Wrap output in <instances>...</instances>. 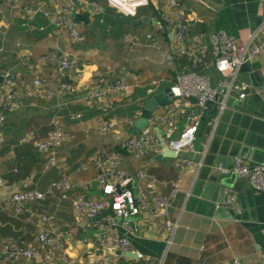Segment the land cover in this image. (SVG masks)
<instances>
[{"label": "crops", "instance_id": "obj_1", "mask_svg": "<svg viewBox=\"0 0 264 264\" xmlns=\"http://www.w3.org/2000/svg\"><path fill=\"white\" fill-rule=\"evenodd\" d=\"M10 1L0 0V86L6 71L12 72L21 89L30 85L34 78H42L44 83L34 95L20 98L21 103L7 112L6 121L0 129L3 133L0 177L10 187L9 191L0 186V246L5 241L13 240L17 245L34 244L39 253L35 258H23L19 262L0 253V264H66L65 256L74 264L91 262L101 254L98 235L94 228L84 230L87 221L76 212L74 200L78 195L89 199L102 198L101 188L96 181L98 168L94 158L101 153L109 154L122 140L139 132L141 129L136 123L148 100L167 87L174 88L176 73L191 68L192 59L187 55L173 62L168 61L167 53L175 49L177 43L169 27L162 34L158 31L159 20L165 15L174 16L175 11L181 9L192 12V16L184 20L190 33V43L201 36L209 47L199 72L216 86L220 76L215 68L213 35L223 30L244 41L247 31L262 28L263 37L264 0H176L178 7L173 9L170 7L171 0H150V4L140 8L135 17L123 16L115 8L105 6L106 0H96L104 6L101 11L88 7L74 14L82 24L85 39L81 42L73 40L66 28H59L53 22V17L61 15V7L71 9L74 0H21L18 6ZM27 5L39 9L32 20L28 19V13L17 14ZM78 15L86 17L80 18ZM148 34L155 37L158 45L148 38ZM62 52L72 54L79 60L71 72L73 76L81 75L76 79L75 93L59 91L60 76L56 61L40 63L41 56ZM22 54L28 58L27 62ZM124 72L134 75L129 78V95H114L104 101L90 103L83 99L94 76H115ZM240 72L241 79L248 85L247 97H232L228 101L231 111L224 126V132L235 137L242 129L235 123L233 111L238 108L244 110L248 104V114H253L257 104L264 105V52L257 59L243 64ZM154 81L159 84H154ZM45 88L51 89L53 94L49 95ZM151 88L154 91L149 93ZM163 109L164 106L159 107L154 114ZM216 110V104H212L200 114L201 124L194 150L182 153L193 163L183 169V190L173 202L171 218L180 219L181 227L169 253L165 255L163 239L166 233L151 228L147 216L133 219L138 231L130 235L122 227L120 218L107 214L109 209L104 212L114 218L117 231L129 237L137 255H119L118 264H150L147 257L163 260V264H226L235 257L241 258L245 264H264L263 194L255 193L247 180L221 174L216 169L217 165H213L206 175L201 195H193L215 134L213 119ZM177 111L180 117L172 133L173 138H177L192 122L193 116L198 115L196 109L183 110L179 107ZM104 119L116 121L119 127L101 133L99 125ZM58 128L66 134L65 139L51 152L41 151L37 141L53 135ZM250 133L259 136V133L250 130H245L242 135L247 137ZM153 134L158 138L162 134L161 128H156ZM224 140L228 138L224 137ZM224 142L219 144L221 153ZM163 151L157 154L149 152L141 158L124 152L122 166L131 173L144 169L159 180H174L179 175L176 156H159ZM52 154L59 160L58 167H48ZM65 173L70 174L75 182L81 180L90 184L46 193L49 186L60 182ZM212 178L223 181V185L218 181L216 183V180L212 182ZM211 184L210 197H203ZM225 185L236 187V196L240 195L248 206L245 210L241 207L240 212L226 207L234 219L215 218L208 214L212 202L210 198L222 200V186ZM142 187L146 190L144 184ZM159 189L168 195V188ZM24 190H37L46 193V197L27 202L24 212H17L12 192ZM202 202L206 205L201 206ZM243 213L245 215L242 217ZM37 214L53 216L55 229L69 232L65 253L40 243L39 233L51 227L41 224Z\"/></svg>", "mask_w": 264, "mask_h": 264}, {"label": "built area", "instance_id": "obj_2", "mask_svg": "<svg viewBox=\"0 0 264 264\" xmlns=\"http://www.w3.org/2000/svg\"><path fill=\"white\" fill-rule=\"evenodd\" d=\"M20 1L11 0L10 3L18 6ZM149 4L150 0H106L105 6L115 8L123 16L135 17L140 8ZM177 4L176 0H171V9ZM88 7L101 11L104 6L96 0H74L71 9L67 6L61 7V15L53 17V22L59 28H66L73 40L81 42L85 39V36L82 33V24L74 14ZM38 11V8L27 5L17 14L21 12L28 13V19L32 20ZM191 14L192 12L183 9L177 10L174 16L165 15L157 24V29L160 32H166L167 27H169L177 43L175 49L167 53L168 61L173 62L177 57L186 55L192 59L190 70L179 71L175 75V86L178 89L177 99L173 103L164 106L162 112L153 113L147 126L121 141V147L130 150L136 157L149 152L161 153L164 147L173 150L176 154L179 175L174 180L165 181L159 180L154 174L144 169L131 173L123 168V159L119 153L98 154L94 158V162L98 168L96 181L101 188L102 198L89 199L83 195H78L74 200L76 212L86 218L87 222L84 230L89 227L94 228L98 235V246L101 250V254L96 255L91 262H85L84 264H118L119 255L117 251L135 252L129 237L117 231L114 218L104 214L109 208L113 210L116 217L120 218L122 227L130 235H134L138 231L133 219L138 216H147L151 228L166 233L163 239L165 255L169 253L174 245L175 236L181 227L180 219L173 220L171 218L173 202L183 190V169L193 163L190 158L182 156V153L194 150L201 124L200 114L206 112L212 104H216L217 111L213 119L214 128H216L223 111L228 108V101L232 97L237 99L247 97L248 85L241 79L240 71L243 64L253 61L263 54L264 36L261 37L262 28L247 31L244 41L229 35L223 30H219L213 35L215 68L220 76L218 84L213 86L208 77L199 72V67L204 61L203 56L209 52L207 42L199 36L194 39V42L190 43V33L184 20L188 16L191 17ZM147 36L158 45L154 36L151 34ZM135 40L137 39L135 38ZM21 56L27 62L28 58L23 54ZM54 61L58 63L59 68V91L77 92L76 79L81 75L73 76L71 72L77 66L78 58L63 52L49 53L40 57V63ZM131 76L134 75L128 72L115 76L107 74L94 76L83 99L90 103L101 102L114 95H129V78ZM3 77L4 80L0 86V129L6 121L7 112L21 103L20 98L24 95H34L35 92L42 89L44 83V79L34 78L31 80L30 85L21 89L17 86L12 72L6 71L3 73ZM154 84L159 83L154 81ZM44 91L49 95L53 94V91L49 88H45ZM153 91V88L148 90L149 93ZM179 107L183 110L196 109L198 115L193 116L192 122L186 126L177 138H173L172 133L176 129L180 117L179 111H177ZM118 127L116 121L104 119L100 122L99 130L101 133H106L116 130ZM156 128H161L162 131L158 138L153 134ZM65 137L64 131L58 128L53 135L38 140L37 146L43 152H51ZM2 144L3 133L0 131V149ZM48 160V167L59 166V160L54 154ZM216 169L221 174L234 175L247 180L255 193L264 195V165L250 164L249 161L237 157L233 165L223 167L219 164ZM142 183L146 186V190L142 187ZM89 184L90 182L81 180L75 182L71 179L70 174L65 173L62 180L51 184L46 193H51L56 189L71 190L78 185L87 187ZM0 186L10 191V187L1 177ZM160 187L168 188V195L163 194L159 189ZM46 193L37 190L12 192V200L16 211L24 212L27 202L45 199ZM220 204L235 212L241 211V205L234 188L229 187L224 190V197ZM36 217L41 224L45 223L51 227V229L42 230L39 233L40 243L49 249L65 253L69 232L57 231L53 216L37 214ZM0 253L14 262H19L23 258L27 260L35 258L39 251L34 244L25 246L9 241L0 246ZM65 257L66 264H74L67 256ZM147 261L150 264H163L164 262L163 260H154L151 257H147ZM226 264L245 263L241 258L235 257L230 263Z\"/></svg>", "mask_w": 264, "mask_h": 264}, {"label": "water", "instance_id": "obj_3", "mask_svg": "<svg viewBox=\"0 0 264 264\" xmlns=\"http://www.w3.org/2000/svg\"><path fill=\"white\" fill-rule=\"evenodd\" d=\"M80 18H85V15H78ZM2 81V77L0 76V82ZM264 90V86L262 87ZM178 89L176 86L174 88L167 87L161 92L155 93L145 104L142 113L140 115V118L138 119L136 126L140 129H143L145 126H147L150 122V119L153 115V113L161 106H165L172 101H175L177 99ZM250 109V106L247 104L243 109H239L234 112V115L236 117L235 123L237 125H240L241 131H239L238 136H233L231 134H226L224 132V126L227 122V116L229 115L230 111L229 108L225 109L220 117V121L217 124V127L215 129V134L211 140L210 146L208 148V153L206 158L204 159L203 166L200 169L198 180L196 187L193 191L194 196H200V190L203 186V183L206 179V175L211 170V166L213 165H219L221 164L223 167H228L234 164L235 159L237 157H241L245 160H250L256 164L264 165V105H260L254 107L253 114H248ZM217 111V110H216ZM247 111V112H246ZM245 130H250L256 133H259V136H256L255 134H249L247 137H244L242 133H245ZM244 131V132H243ZM241 132V133H240ZM224 137L228 138L227 141L224 140ZM225 141V142H224ZM221 142H224V149L221 153L219 151V144ZM163 153L159 156L167 155L172 156L175 154V152L169 148H163ZM212 182L216 183L219 182V184L223 185V181H218L216 178L210 179ZM218 181V182H217ZM212 185H209L207 187V190L205 194H203V197L209 198V193L212 188ZM224 187V190L227 187L234 188L237 193V188L234 186H222ZM253 193V191H252ZM237 198L241 204V207L245 210L248 206L243 202L240 195L237 194ZM212 199V202L209 205V212L208 214L210 216H213L215 218H225V219H234V216L230 213L229 210L226 209V207L221 203V198H210ZM205 203H201V206H205ZM107 214L115 216V213L111 208L107 211ZM245 214H242V217ZM117 254L120 256H130V257H136L135 252H123V251H117Z\"/></svg>", "mask_w": 264, "mask_h": 264}, {"label": "trees", "instance_id": "obj_4", "mask_svg": "<svg viewBox=\"0 0 264 264\" xmlns=\"http://www.w3.org/2000/svg\"><path fill=\"white\" fill-rule=\"evenodd\" d=\"M176 7H178V4L175 6V8H176ZM160 33H161V32H160ZM161 34H162V33H161ZM181 58H184V56L177 57L176 59L179 60V59H181ZM189 59H190V58H189ZM113 152H117V153H119L121 156H122V153H124V152H129L131 155H133L134 157H136V156L134 155V153L131 152L130 150H128V149H126V148H122V147H121V144L118 145V146L116 147V149H115L114 151L110 152V153H113ZM110 153H109V154H110ZM148 154H149V153H147V154H145V155H143V156H140V157H136V158H141V157L147 156ZM9 241H11L12 243H14L13 240H9ZM9 241H5V242H3L2 245H3L4 243H8Z\"/></svg>", "mask_w": 264, "mask_h": 264}]
</instances>
